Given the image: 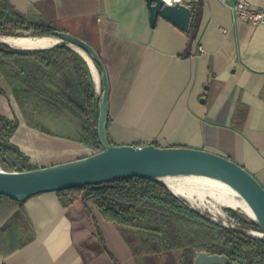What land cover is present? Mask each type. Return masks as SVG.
Masks as SVG:
<instances>
[{
  "label": "crops",
  "instance_id": "0c3cea01",
  "mask_svg": "<svg viewBox=\"0 0 264 264\" xmlns=\"http://www.w3.org/2000/svg\"><path fill=\"white\" fill-rule=\"evenodd\" d=\"M9 1L29 20L51 22L99 52L115 144L216 151L264 185L263 25L240 19L221 0H185L193 11L188 30L161 15L153 25L147 0ZM251 2L264 7V0ZM11 95L0 93V114L19 119L12 141L35 166L95 151L29 126ZM182 258L173 249L135 254L121 226L84 197L71 203L56 191L22 201L0 197V264H180Z\"/></svg>",
  "mask_w": 264,
  "mask_h": 264
},
{
  "label": "trees",
  "instance_id": "16d2710c",
  "mask_svg": "<svg viewBox=\"0 0 264 264\" xmlns=\"http://www.w3.org/2000/svg\"><path fill=\"white\" fill-rule=\"evenodd\" d=\"M188 3L193 2L189 0ZM55 30L60 29L51 22L31 21L9 0H0V34L54 36ZM0 70L8 79L20 85L13 89V95L25 116L28 109L35 113L37 119L32 122L34 127L50 133L38 119L50 114H70L79 119V141L94 148V152L104 149L98 133L101 98L96 94L95 83L85 58L76 50L66 45L23 49L0 44ZM0 92L4 93V90L0 88ZM109 123L110 117L108 126ZM19 124L17 117L11 119L0 114V161L17 171L37 168L30 162L29 156L12 141ZM109 140L114 143L110 137ZM56 192L65 203H71L81 196L92 199L94 206L106 220L120 226L128 224L131 219L143 217L160 225L171 224L173 219L183 220L186 215L199 218L209 224L213 231L218 230L222 238L220 241L215 239L212 232L199 234V251L226 254L230 258V264H264V240L201 216L162 181L130 176ZM0 197L18 201L4 195ZM227 210L233 216L238 215L234 210ZM241 224L261 231L256 221L242 220ZM158 230L161 231L157 227L147 237L135 232L129 234L126 230H122V233L135 254L140 252V246L146 248L145 252L171 250L180 246L172 230L166 237L160 235ZM193 250L185 247L181 264L193 263L198 252L194 254Z\"/></svg>",
  "mask_w": 264,
  "mask_h": 264
},
{
  "label": "water",
  "instance_id": "95a60500",
  "mask_svg": "<svg viewBox=\"0 0 264 264\" xmlns=\"http://www.w3.org/2000/svg\"><path fill=\"white\" fill-rule=\"evenodd\" d=\"M147 1L153 25L161 15L181 29L188 30L193 14L189 4H166L163 0ZM54 34L59 41L51 47L66 45L74 50L76 47L81 48L93 59L101 74L103 87L98 133L104 149L70 161L30 170L0 168V195L22 201L41 192L130 176L159 180L166 184L163 180L165 176L203 175L221 179L235 187L253 209L255 221L264 233V185L252 172L229 156L190 146L111 143L108 137L110 81L104 61L96 48L83 38L64 30H55ZM0 44L23 49H44L19 47L1 38ZM167 187L171 190L168 185ZM192 264H230V258L226 254L201 250L195 254Z\"/></svg>",
  "mask_w": 264,
  "mask_h": 264
},
{
  "label": "rangeland",
  "instance_id": "374dc122",
  "mask_svg": "<svg viewBox=\"0 0 264 264\" xmlns=\"http://www.w3.org/2000/svg\"><path fill=\"white\" fill-rule=\"evenodd\" d=\"M1 35H5V34H1ZM89 69H90V73L92 75L93 81L95 83V80H96L95 76L90 67ZM99 76H100V80L98 83L96 82L95 89H96V94L98 98H101L102 97V84H101V74L100 73H99ZM17 86H20V85L17 82H14L8 79L5 76V74L0 70V88L4 90V93L2 92L3 94L8 93V94L13 95V89ZM13 98H14V95H13ZM24 117H25L26 123L29 126H33L32 122L37 119L32 109H28L26 112V116L24 114ZM38 121L48 128V130L50 131V133L48 134H51L54 136L65 137V138H68L69 140L79 141L80 122H79V119L73 115L68 114V115L56 116L54 114L53 115L50 114V115L41 117V119H38ZM49 145L51 146V144ZM40 147L41 149L47 152L48 150L46 149H48L49 146L44 145ZM4 166L7 167L5 164ZM88 200L94 206L93 200L92 199H88ZM182 200L184 202L186 201L187 204H190V207L196 212H198L199 214H201V216L208 218L209 220L215 223L221 224L222 226H225L228 228H235L245 234L253 236L241 229V228H247L241 224V221L242 220L255 221V219L248 216L242 210L218 205L217 208L222 211V212H218L217 211L218 209H215L211 206V203H210V201L212 200L211 197H207L206 201H203V203H202V200H200L199 198H196L195 202H191L188 199H182ZM228 208L237 212L238 217L233 216V214L227 210ZM157 227L161 229V231L158 230L159 234L164 237L168 235V232L170 230H172L173 233H175V235L177 236L180 242V246H177L173 250H177V252L179 253L181 252L183 256H184L185 247L193 248L194 254L200 250L199 234H202L203 232H212L214 234L215 239L219 241L222 239L218 230L213 231L210 228V225L207 224L206 222L202 221L199 218L189 217L187 215L183 220L173 219L171 224H168V225H160L159 223H157L156 221L152 219H149L148 217L135 218V219H131L128 224L124 226L122 225L121 230L129 231V234H132L133 232H135L141 235L142 237H147L151 235L152 233H154ZM253 237L259 238L256 236H253ZM139 249L140 251H143V252L146 251V248L144 246H140Z\"/></svg>",
  "mask_w": 264,
  "mask_h": 264
},
{
  "label": "bare ground",
  "instance_id": "6f19581e",
  "mask_svg": "<svg viewBox=\"0 0 264 264\" xmlns=\"http://www.w3.org/2000/svg\"><path fill=\"white\" fill-rule=\"evenodd\" d=\"M1 39L8 40L12 44L19 47H30V48H49L59 41L56 36L44 35V36H14V35H2ZM76 50L84 56L89 67L91 68L96 82L100 80L98 68L93 61V59L81 48L76 47ZM3 162L0 161V168H4ZM163 180L171 188L173 193H175L181 199H188L191 202H195L196 198L206 201L207 197H211V206L218 209L217 206L221 205L224 207H230L233 209H240L245 212L248 216L256 219V215L241 195V193L233 187L228 182L221 179L203 176V175H175V176H165ZM197 196V197H196ZM187 204V202L185 201ZM190 206V204H188ZM193 206V205H192ZM218 212H222L220 209ZM245 232L259 237L264 238V233L260 230H255L251 228H241Z\"/></svg>",
  "mask_w": 264,
  "mask_h": 264
},
{
  "label": "built area",
  "instance_id": "2783aa9c",
  "mask_svg": "<svg viewBox=\"0 0 264 264\" xmlns=\"http://www.w3.org/2000/svg\"><path fill=\"white\" fill-rule=\"evenodd\" d=\"M166 4L185 3V0H163ZM228 5L232 11L242 20L253 24L264 26V7H257L251 0H221ZM203 52V48H200Z\"/></svg>",
  "mask_w": 264,
  "mask_h": 264
}]
</instances>
